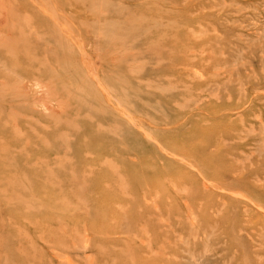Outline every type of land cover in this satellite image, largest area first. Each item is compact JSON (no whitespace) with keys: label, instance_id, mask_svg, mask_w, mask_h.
<instances>
[{"label":"rangeland","instance_id":"1","mask_svg":"<svg viewBox=\"0 0 264 264\" xmlns=\"http://www.w3.org/2000/svg\"><path fill=\"white\" fill-rule=\"evenodd\" d=\"M0 264H264V0H0Z\"/></svg>","mask_w":264,"mask_h":264}]
</instances>
